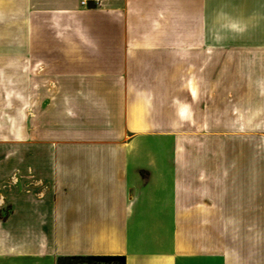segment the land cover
<instances>
[{"label":"crops","instance_id":"obj_1","mask_svg":"<svg viewBox=\"0 0 264 264\" xmlns=\"http://www.w3.org/2000/svg\"><path fill=\"white\" fill-rule=\"evenodd\" d=\"M82 1L0 0V264H264V0Z\"/></svg>","mask_w":264,"mask_h":264},{"label":"rangeland","instance_id":"obj_2","mask_svg":"<svg viewBox=\"0 0 264 264\" xmlns=\"http://www.w3.org/2000/svg\"><path fill=\"white\" fill-rule=\"evenodd\" d=\"M18 70H10L9 77L10 81L13 83H16V74ZM39 75L43 76L44 74H38L37 70L33 69H24L23 73L20 75L22 78H24L25 86H24V92H25V113H24V121H25V129H26V136L31 135V127H32V108L34 106L33 100V78H37ZM17 86L15 84H12L9 86V111H10V117H9V124H10V130L16 126V91ZM12 135V134H10ZM190 137H186L188 140H191V134L188 135ZM219 153L221 156L224 155V148L219 149ZM228 155V153H227ZM229 156V155H228ZM10 211V208L4 209V212L2 214H6ZM97 264H112L107 262H98Z\"/></svg>","mask_w":264,"mask_h":264},{"label":"trees","instance_id":"obj_3","mask_svg":"<svg viewBox=\"0 0 264 264\" xmlns=\"http://www.w3.org/2000/svg\"><path fill=\"white\" fill-rule=\"evenodd\" d=\"M107 262L112 264H126L125 255H60L56 264H97Z\"/></svg>","mask_w":264,"mask_h":264},{"label":"built area","instance_id":"obj_4","mask_svg":"<svg viewBox=\"0 0 264 264\" xmlns=\"http://www.w3.org/2000/svg\"><path fill=\"white\" fill-rule=\"evenodd\" d=\"M88 1L89 0H83L82 4L83 5H88ZM92 1H94L96 5H102L106 0H92Z\"/></svg>","mask_w":264,"mask_h":264}]
</instances>
